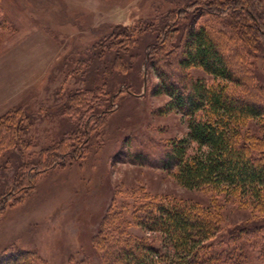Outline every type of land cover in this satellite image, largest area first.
I'll use <instances>...</instances> for the list:
<instances>
[{"label":"rangeland","instance_id":"rangeland-1","mask_svg":"<svg viewBox=\"0 0 264 264\" xmlns=\"http://www.w3.org/2000/svg\"><path fill=\"white\" fill-rule=\"evenodd\" d=\"M0 2V125H5L1 121L7 119L3 115L8 111L23 110L12 121L13 126L21 125L19 144L0 145V199L8 200L7 193L16 190V181L20 174L26 175L27 166H38L43 149L73 128L71 114L64 112L72 92L91 85H100L101 92L103 88L126 90L118 93L111 112L94 125L90 123L91 138L81 157L70 162L67 156L63 165L33 171L27 186L12 195L0 214V264L14 248L35 251L45 264H106L94 240L102 234L109 215L122 219V227L135 237L150 238L161 249L170 250L161 233L143 229L131 219L132 212L154 200L198 201L208 207L213 191L188 189L176 177L177 166L172 164L168 147L187 135V122L169 107V95L157 92L154 84L159 78L152 67L142 64L138 69L137 54L113 55L123 45L118 43L121 39L112 49L94 45L115 27L159 24L171 10L188 6L194 12L185 19L186 25L181 15L168 29L183 35L187 23L196 22L202 14L199 6L206 4L205 0ZM237 7L229 1L222 13ZM197 21L205 23L224 43L235 68L246 67L264 88V26L245 34L239 25L232 30L217 15L203 13ZM148 34L141 33L138 40L144 52L155 38ZM163 37L167 41L168 32ZM126 44L132 48L137 43ZM162 48L164 54L172 47L163 43ZM193 74L204 75L197 69ZM127 88L136 95L128 94ZM250 124L251 131L264 137V132L259 133L264 119ZM11 134L7 129L0 131L8 140ZM190 149L194 151L196 144ZM247 197L219 196L223 230L215 235L213 248L234 251L240 245L249 246L245 239L234 241L230 231L264 224V213L252 208L253 199Z\"/></svg>","mask_w":264,"mask_h":264},{"label":"trees","instance_id":"trees-1","mask_svg":"<svg viewBox=\"0 0 264 264\" xmlns=\"http://www.w3.org/2000/svg\"><path fill=\"white\" fill-rule=\"evenodd\" d=\"M229 1L238 7L228 10L225 15L222 9ZM205 2L199 6L202 14L198 15L196 22L187 23L183 35L173 34L168 29L183 15L185 22L194 12L188 6L171 10L159 24L118 26V30L115 27L94 45V48L112 49L121 39L118 43L123 42V45L113 55L118 58L137 54L138 69L142 64L148 69L152 67L159 78V83L154 84L157 92L168 94L169 107L181 113L187 122V135L168 144L172 164L177 166L176 177L188 189L205 188L214 194L208 207L198 201L154 200L138 205L132 212L131 219L147 231L161 233L162 239L171 246L170 250L167 247L161 249L150 238L135 237L122 227V219H113L109 215L105 218L102 234L94 240L106 264H264V224H246L245 229L230 231L234 241L245 239L249 246L240 245L234 251L219 250L213 248L212 242L223 230L222 211H218V206H223L218 200L222 193L248 196L253 199L250 200L252 208L264 213V137L250 130L251 120L264 119V88L249 75L246 67L236 65L235 68L223 48L224 43L205 23L197 21L203 13L212 14L225 21L232 30L239 25L245 34L248 29L255 32L264 26V0ZM165 32H168L167 41L162 38ZM141 33L155 37L147 43L145 52L138 46ZM131 42L137 44L126 47V43ZM163 43L172 47L164 54L160 51ZM195 69L204 75H194ZM146 81L148 83L149 79ZM99 88L100 85H91L69 95L70 104L65 106L64 112L71 114L73 128L64 133L60 141L43 149L38 166L32 163L27 166L30 168L26 175L20 174L16 190L7 193L8 200L4 196L0 199V214L12 195H17L31 181L33 171L38 173L63 165L67 156L70 162L82 156L91 138L90 123L94 125L95 120L111 112L118 93L126 91L103 88L101 92ZM128 94L135 96L136 92L129 89ZM22 111L16 107L3 115L7 119H2L5 127L0 125V131L7 129L12 134L10 140L0 135V145L19 144L21 125L18 122L13 126L12 121L15 122ZM261 128L259 133L264 132L263 125ZM192 144H196L194 151L190 149ZM9 253L3 264H45L35 251L14 248Z\"/></svg>","mask_w":264,"mask_h":264}]
</instances>
